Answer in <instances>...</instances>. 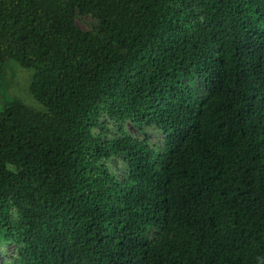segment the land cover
Instances as JSON below:
<instances>
[{
	"label": "trees",
	"instance_id": "1",
	"mask_svg": "<svg viewBox=\"0 0 264 264\" xmlns=\"http://www.w3.org/2000/svg\"><path fill=\"white\" fill-rule=\"evenodd\" d=\"M0 256L264 264V0H0Z\"/></svg>",
	"mask_w": 264,
	"mask_h": 264
},
{
	"label": "rangeland",
	"instance_id": "2",
	"mask_svg": "<svg viewBox=\"0 0 264 264\" xmlns=\"http://www.w3.org/2000/svg\"><path fill=\"white\" fill-rule=\"evenodd\" d=\"M80 25H82V26H84L82 23H79ZM24 71V70H23ZM20 72V71H19ZM20 74V76L22 77V78H26L27 77V74L26 73H22V72H20L19 73ZM18 98H20V97H18ZM131 131H134V129L133 128H129ZM150 139H151V141H153V142H159V139H160V135H155V134H152V135H150ZM2 258V256H0V259Z\"/></svg>",
	"mask_w": 264,
	"mask_h": 264
}]
</instances>
